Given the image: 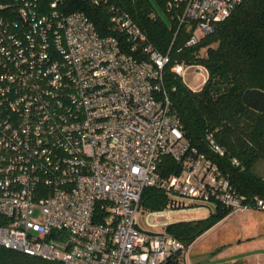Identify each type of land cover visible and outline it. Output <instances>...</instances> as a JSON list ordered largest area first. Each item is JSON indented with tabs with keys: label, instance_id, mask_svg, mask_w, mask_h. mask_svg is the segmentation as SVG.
<instances>
[{
	"label": "built area",
	"instance_id": "built-area-1",
	"mask_svg": "<svg viewBox=\"0 0 264 264\" xmlns=\"http://www.w3.org/2000/svg\"><path fill=\"white\" fill-rule=\"evenodd\" d=\"M61 1L0 0V245L66 264H167L188 248L166 231L170 214L264 210V198L245 200L185 138L164 81L169 51L152 46L117 0L88 1L108 7L119 36L101 35ZM241 1L166 8L191 46ZM191 65L171 70L183 78ZM165 156L178 171L162 173ZM147 186L167 196L161 209L142 207Z\"/></svg>",
	"mask_w": 264,
	"mask_h": 264
},
{
	"label": "trees",
	"instance_id": "trees-1",
	"mask_svg": "<svg viewBox=\"0 0 264 264\" xmlns=\"http://www.w3.org/2000/svg\"><path fill=\"white\" fill-rule=\"evenodd\" d=\"M53 0H38L49 9ZM156 3L166 14L163 17ZM167 0H117L146 33L148 42L160 51H169L164 73L165 86L181 129L191 147L217 163L233 188L245 200L264 198V175L256 164L264 161V0H242L223 20L191 46L184 45L190 34L187 26L172 18ZM65 12L84 11L101 35H118L106 6L88 0H62ZM175 61L199 64L206 68L204 84L193 89L171 70ZM224 149L220 154L209 142ZM163 174L178 171V164L165 156L160 164ZM167 196L156 186L143 189L140 203L144 209L158 210ZM229 214L221 204L205 218L172 221L166 231L189 246L198 236ZM176 257L167 264H181ZM0 264H66L6 248L0 245Z\"/></svg>",
	"mask_w": 264,
	"mask_h": 264
},
{
	"label": "rangeland",
	"instance_id": "rangeland-1",
	"mask_svg": "<svg viewBox=\"0 0 264 264\" xmlns=\"http://www.w3.org/2000/svg\"><path fill=\"white\" fill-rule=\"evenodd\" d=\"M158 11L160 14L166 18V14L162 8L156 3ZM206 70L203 66L191 65L189 66L183 75L184 82L193 89L200 88L206 78ZM255 170L264 175V161H259L256 164ZM250 209L261 210L256 207H246L240 211H246ZM264 211V210H261ZM259 212V211H253ZM209 215L207 208L202 207L199 209H191L186 211H179L170 214L166 217L167 220L171 222L175 219L180 220H192L205 218ZM243 213L227 217L223 220L218 221L215 225L209 228L207 231L202 233L198 239L195 240V245H203L204 253L203 256H208L209 258L217 255V258H224L226 256H236V255H247L253 252H262L264 253V220L259 219L258 217L252 216L251 218L242 217ZM238 222L240 223V228L237 227ZM140 223L145 227L144 221L141 218ZM252 232H256V237L252 238ZM220 240L216 241V244L211 247V249H206L207 241L210 240ZM237 239H240L241 242L236 243ZM233 242V243H232ZM225 250L220 251L222 248L227 247ZM198 249V248H197ZM189 250V249H188ZM193 251V248L190 249ZM189 250V253H190ZM195 250V247H194ZM199 250V249H198ZM208 251V252H207ZM199 254V252H197ZM257 261L253 264H264V255H261L256 258ZM191 261V259H190ZM187 264V263H186Z\"/></svg>",
	"mask_w": 264,
	"mask_h": 264
},
{
	"label": "crops",
	"instance_id": "crops-1",
	"mask_svg": "<svg viewBox=\"0 0 264 264\" xmlns=\"http://www.w3.org/2000/svg\"><path fill=\"white\" fill-rule=\"evenodd\" d=\"M253 211H259V212H253ZM241 212L243 213L242 217H245L247 219L251 218L252 216H255L261 220H264V211L257 210V209H250V210H246V211H238L236 213H229L224 218H222L221 220H223L227 217L233 216V215H237ZM178 220H180V219H175L173 221H178ZM237 227L238 228L241 227L239 222L237 224ZM249 235H252V238H255L257 234H256V232H252ZM199 237L200 236H198L196 239H198ZM195 240L188 246L187 251L185 252V255L183 257V262L181 264H186V263L187 264H253L257 261V259H256L257 257L264 255V253H262V252H256L255 251V252H253L251 254H247V255L226 256L224 258L218 259L217 258V255L219 254V252H218L216 255L209 258L208 256H203L204 248H203L202 244L194 246ZM217 240L218 239L207 241V244H206L207 248L206 249H209V248L211 249V247L216 244ZM218 241H220V240H218ZM234 242L239 243V242H241V240L237 239ZM230 244L231 243L226 244L228 246L222 248L220 251L222 252V250H225L226 248H228L230 246ZM194 247H195V250H194ZM192 248H193V251L190 250ZM188 249L190 250V253H189ZM197 252H199V254H197ZM190 259H191V261H190Z\"/></svg>",
	"mask_w": 264,
	"mask_h": 264
}]
</instances>
